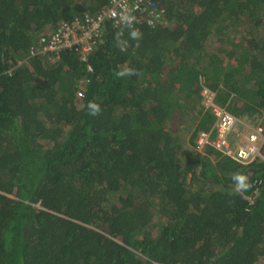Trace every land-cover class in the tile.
I'll use <instances>...</instances> for the list:
<instances>
[{
    "label": "trees",
    "instance_id": "trees-1",
    "mask_svg": "<svg viewBox=\"0 0 264 264\" xmlns=\"http://www.w3.org/2000/svg\"><path fill=\"white\" fill-rule=\"evenodd\" d=\"M156 1L162 22L105 19L83 60L39 38L109 0H0V264L264 258V159L196 142L215 121L204 84L264 138V0Z\"/></svg>",
    "mask_w": 264,
    "mask_h": 264
},
{
    "label": "built area",
    "instance_id": "built-area-1",
    "mask_svg": "<svg viewBox=\"0 0 264 264\" xmlns=\"http://www.w3.org/2000/svg\"><path fill=\"white\" fill-rule=\"evenodd\" d=\"M165 12V7L159 5L156 0H109L107 6L94 14L85 13L73 20L60 22L54 30L42 35L38 43L45 53H57L66 48H73L81 59L86 60L97 38L101 37L105 19L112 20L115 25H134L145 21L148 25L155 26L164 20ZM201 94L202 103L212 110L215 121L211 130L199 134L198 147L211 144L223 154L243 163L256 158L264 159L262 127L257 126L240 144L231 146L235 126L243 120L219 105L215 100L216 92L208 85H203Z\"/></svg>",
    "mask_w": 264,
    "mask_h": 264
},
{
    "label": "rangeland",
    "instance_id": "rangeland-1",
    "mask_svg": "<svg viewBox=\"0 0 264 264\" xmlns=\"http://www.w3.org/2000/svg\"><path fill=\"white\" fill-rule=\"evenodd\" d=\"M218 45H216L217 48ZM202 102V101H201ZM179 118L180 121L183 123V127L179 129V132L181 134H179L181 136V139L184 143L185 146L189 145V137H190V129H192L194 127V116L191 113H186L185 111H181L179 113ZM242 120H244V118L241 117ZM245 123V124H244ZM244 123H239L235 126V136H232V145L231 146H236L238 144H240L243 139H245V137L255 128L253 122H251L250 120H244ZM244 124V125H243ZM242 126V127H241ZM233 131V132H234ZM234 134V133H233ZM198 140V137L196 139V142ZM231 141V140H230ZM207 146V145H205ZM206 147H202L199 148L201 151H205ZM243 163V162H242ZM258 264H264V258H262Z\"/></svg>",
    "mask_w": 264,
    "mask_h": 264
},
{
    "label": "clouds",
    "instance_id": "clouds-1",
    "mask_svg": "<svg viewBox=\"0 0 264 264\" xmlns=\"http://www.w3.org/2000/svg\"><path fill=\"white\" fill-rule=\"evenodd\" d=\"M131 35L133 38L138 37L137 32H132ZM133 74H136V73L132 69H128L126 71L117 73L118 76L133 75ZM88 108L90 110V115H93V116L99 115L101 112L100 105L95 102H90L88 105ZM232 179L235 181V184H236V189H235L236 192L246 191L250 187V185L247 183V177L242 174H234Z\"/></svg>",
    "mask_w": 264,
    "mask_h": 264
},
{
    "label": "crops",
    "instance_id": "crops-1",
    "mask_svg": "<svg viewBox=\"0 0 264 264\" xmlns=\"http://www.w3.org/2000/svg\"><path fill=\"white\" fill-rule=\"evenodd\" d=\"M244 140V139H243Z\"/></svg>",
    "mask_w": 264,
    "mask_h": 264
}]
</instances>
